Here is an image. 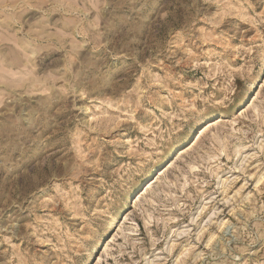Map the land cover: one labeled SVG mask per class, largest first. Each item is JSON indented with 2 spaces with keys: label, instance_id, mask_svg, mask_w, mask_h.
I'll use <instances>...</instances> for the list:
<instances>
[{
  "label": "rangeland",
  "instance_id": "1",
  "mask_svg": "<svg viewBox=\"0 0 264 264\" xmlns=\"http://www.w3.org/2000/svg\"><path fill=\"white\" fill-rule=\"evenodd\" d=\"M0 264H264V0H0Z\"/></svg>",
  "mask_w": 264,
  "mask_h": 264
},
{
  "label": "bare ground",
  "instance_id": "2",
  "mask_svg": "<svg viewBox=\"0 0 264 264\" xmlns=\"http://www.w3.org/2000/svg\"><path fill=\"white\" fill-rule=\"evenodd\" d=\"M150 182V183H149ZM154 182L155 181H148V183H146L147 184V186H146V189H148V188H150L151 187V185H153L154 184Z\"/></svg>",
  "mask_w": 264,
  "mask_h": 264
}]
</instances>
